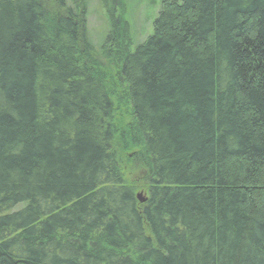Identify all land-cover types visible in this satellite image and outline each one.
Wrapping results in <instances>:
<instances>
[{
  "label": "trees",
  "instance_id": "1",
  "mask_svg": "<svg viewBox=\"0 0 264 264\" xmlns=\"http://www.w3.org/2000/svg\"><path fill=\"white\" fill-rule=\"evenodd\" d=\"M70 1L0 0V264H264V0Z\"/></svg>",
  "mask_w": 264,
  "mask_h": 264
},
{
  "label": "rangeland",
  "instance_id": "2",
  "mask_svg": "<svg viewBox=\"0 0 264 264\" xmlns=\"http://www.w3.org/2000/svg\"><path fill=\"white\" fill-rule=\"evenodd\" d=\"M70 3V0H67ZM87 3V31L91 41L98 46L108 32L105 11L98 0H85ZM163 0H129V16L135 34V42H143L153 30V21L157 16L161 2ZM134 168V167H132ZM126 172L127 179L136 187V194H142L147 198V188L145 187L144 174L140 170Z\"/></svg>",
  "mask_w": 264,
  "mask_h": 264
},
{
  "label": "water",
  "instance_id": "3",
  "mask_svg": "<svg viewBox=\"0 0 264 264\" xmlns=\"http://www.w3.org/2000/svg\"><path fill=\"white\" fill-rule=\"evenodd\" d=\"M137 199H138V201L140 202V203H145L147 200H146V198H144L143 197V195L142 194H139L138 196H137Z\"/></svg>",
  "mask_w": 264,
  "mask_h": 264
}]
</instances>
